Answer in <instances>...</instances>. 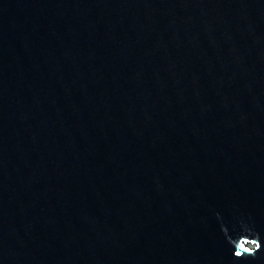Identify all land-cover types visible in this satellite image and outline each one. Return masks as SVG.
<instances>
[{
    "label": "water",
    "instance_id": "obj_1",
    "mask_svg": "<svg viewBox=\"0 0 264 264\" xmlns=\"http://www.w3.org/2000/svg\"><path fill=\"white\" fill-rule=\"evenodd\" d=\"M0 264H264V0H0Z\"/></svg>",
    "mask_w": 264,
    "mask_h": 264
},
{
    "label": "rangeland",
    "instance_id": "obj_2",
    "mask_svg": "<svg viewBox=\"0 0 264 264\" xmlns=\"http://www.w3.org/2000/svg\"><path fill=\"white\" fill-rule=\"evenodd\" d=\"M246 246H247L248 248H253V247H254V245H253L252 243H248V244H246Z\"/></svg>",
    "mask_w": 264,
    "mask_h": 264
}]
</instances>
